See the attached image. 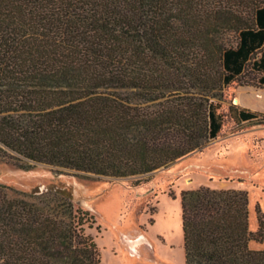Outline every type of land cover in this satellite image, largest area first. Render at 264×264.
<instances>
[{
    "label": "trees",
    "instance_id": "trees-1",
    "mask_svg": "<svg viewBox=\"0 0 264 264\" xmlns=\"http://www.w3.org/2000/svg\"><path fill=\"white\" fill-rule=\"evenodd\" d=\"M232 84L264 89V0H0V161L19 170L151 174L205 147L227 115L262 117L221 111ZM5 190L0 264H99L88 210ZM180 198L185 264H264L246 191Z\"/></svg>",
    "mask_w": 264,
    "mask_h": 264
},
{
    "label": "rangeland",
    "instance_id": "rangeland-1",
    "mask_svg": "<svg viewBox=\"0 0 264 264\" xmlns=\"http://www.w3.org/2000/svg\"><path fill=\"white\" fill-rule=\"evenodd\" d=\"M253 76L250 72L246 78ZM230 105L262 117L236 124L227 115L218 136L205 147L151 174L97 177L43 164L24 171L0 161V185L8 198L57 193L88 210L95 219L88 233L98 248L99 264H185L182 191L243 190L251 200L250 231L257 230L256 206L264 217V89L232 84L221 111L227 114ZM137 179L142 181L136 185ZM249 247L264 250V243L251 242Z\"/></svg>",
    "mask_w": 264,
    "mask_h": 264
},
{
    "label": "crops",
    "instance_id": "crops-1",
    "mask_svg": "<svg viewBox=\"0 0 264 264\" xmlns=\"http://www.w3.org/2000/svg\"><path fill=\"white\" fill-rule=\"evenodd\" d=\"M250 200V199H249ZM250 202H251V200L248 202V210L250 211L252 208H251V205H250ZM250 230H252V231H254L253 230V227H252V225H251V220H250ZM251 231V232H252Z\"/></svg>",
    "mask_w": 264,
    "mask_h": 264
},
{
    "label": "water",
    "instance_id": "water-1",
    "mask_svg": "<svg viewBox=\"0 0 264 264\" xmlns=\"http://www.w3.org/2000/svg\"><path fill=\"white\" fill-rule=\"evenodd\" d=\"M235 102H236V100H235ZM45 166V165H44ZM50 167V166H49ZM68 172H71V173H76V172H74V171H68Z\"/></svg>",
    "mask_w": 264,
    "mask_h": 264
}]
</instances>
